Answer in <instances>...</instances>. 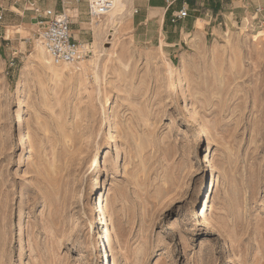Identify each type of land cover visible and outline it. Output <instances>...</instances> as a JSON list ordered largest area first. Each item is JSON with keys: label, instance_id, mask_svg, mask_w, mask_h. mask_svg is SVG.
Segmentation results:
<instances>
[{"label": "rangeland", "instance_id": "rangeland-1", "mask_svg": "<svg viewBox=\"0 0 264 264\" xmlns=\"http://www.w3.org/2000/svg\"><path fill=\"white\" fill-rule=\"evenodd\" d=\"M234 2V15L212 29L201 20L175 46L133 36L128 9L97 80L87 62L86 76L43 63L36 25L2 31L0 264H264V42L254 38L264 0ZM179 64L190 118L172 95ZM17 85L27 162L17 160ZM102 193L108 257L97 245Z\"/></svg>", "mask_w": 264, "mask_h": 264}, {"label": "crops", "instance_id": "crops-1", "mask_svg": "<svg viewBox=\"0 0 264 264\" xmlns=\"http://www.w3.org/2000/svg\"><path fill=\"white\" fill-rule=\"evenodd\" d=\"M39 5L42 9L51 8L68 14L73 37L81 42L89 41L90 28L84 26L87 23V0H39ZM22 7L23 2L14 5L12 0H0V13L2 14L0 34L2 31L6 34L9 27L36 25L34 14L29 10H23ZM127 7L131 10L133 36L152 34L153 40L158 37V41L162 40L168 46H175L178 36L190 34L197 29V23L201 20L205 19L207 29H212L227 9L232 8L228 11L231 15H234L237 10L235 2L231 6L227 0H174L172 3H167L165 0H128ZM181 7L187 9V16L173 21L172 19ZM13 38H17V32H14ZM3 39H10V36L3 37ZM12 43L6 41L8 54Z\"/></svg>", "mask_w": 264, "mask_h": 264}, {"label": "bare ground", "instance_id": "bare-ground-1", "mask_svg": "<svg viewBox=\"0 0 264 264\" xmlns=\"http://www.w3.org/2000/svg\"><path fill=\"white\" fill-rule=\"evenodd\" d=\"M127 2L128 0H113V4L111 8L107 11V13H105L104 15H99V16H91V25L93 28V41L92 42L85 41V42H82L81 45L84 49L91 47L94 55L96 56L95 59L93 60L91 59L88 61H85L84 59H82L77 64H70L67 62L55 63L53 59L51 58V56L46 52L39 38L37 39V44H36L37 56L43 63L48 64V66L51 69L71 70L73 68L75 70V73L78 74V76L79 75L86 76L85 69H86L87 63H89L90 65L88 66H90L92 70V74L94 76L93 79L97 80L98 79L97 70L99 67L98 62L100 61L99 52L101 51V49L105 50V48H107L104 44L109 43L108 41L111 40V37H110L111 35L114 36L115 31L118 28L119 23L121 22L120 20L125 15V13L128 11ZM249 26H250V20L248 17H245L243 21V27L249 28ZM247 32H248V29H246L245 31H242L241 35L243 37H246V35H248ZM102 35H104V38H105L103 42L100 41V39L102 38L101 37ZM258 37H260L262 41L264 42V29L259 30L254 35V38H258ZM168 72L172 77L176 78V81L173 83L171 90H172L173 96H177L180 98V101L178 102V104H179L180 110H182V114H183L182 117L190 118L191 111L188 105V101L184 95V93L189 89V86H188V83L185 84L184 82L182 83L179 80L183 72V65L182 64L174 65L168 70ZM24 92H25V88L22 85H17L16 91L13 92L14 96L17 97V100H18V106H17V109L15 111V116H14L16 117L15 123L18 125L19 131H20L18 142L22 144V151L18 153V157H19L17 159L18 162L20 161L27 162L31 160L32 152H33V148H32L33 146H31V144L28 142L27 134L23 130V126H22V117H23L22 115L23 114L22 96ZM115 114H116L115 109L114 108L110 109V112L108 113V116H107L108 120L105 125L107 130H112L116 127L117 124L115 122ZM196 133H201V128H200L199 123H197V126H196ZM102 199L107 201V196H105L104 193H102L98 197V202H96L95 204L99 219L102 220V232L99 233L97 245L103 246L104 251L106 253V257H108V253L105 247V240H107L108 238V228H107V220L103 216V202H102L103 200ZM18 228H19L18 230H21L20 224Z\"/></svg>", "mask_w": 264, "mask_h": 264}, {"label": "built area", "instance_id": "built-area-1", "mask_svg": "<svg viewBox=\"0 0 264 264\" xmlns=\"http://www.w3.org/2000/svg\"><path fill=\"white\" fill-rule=\"evenodd\" d=\"M165 1L172 3L174 0ZM20 2H23V10L31 11L36 17L39 39L55 63L77 64L90 56L91 47L84 49L81 45L82 42L73 37L68 14L51 8L42 9L39 0H12L14 5L20 4ZM87 2L90 17L104 15L113 4V0H87ZM258 11H260V7L256 8V12ZM187 14V9L181 7L172 20L185 18ZM1 18L2 14L0 13Z\"/></svg>", "mask_w": 264, "mask_h": 264}]
</instances>
